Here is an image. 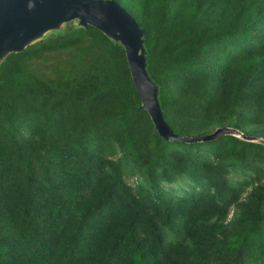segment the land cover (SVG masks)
Instances as JSON below:
<instances>
[{"label":"trees","instance_id":"16d2710c","mask_svg":"<svg viewBox=\"0 0 264 264\" xmlns=\"http://www.w3.org/2000/svg\"><path fill=\"white\" fill-rule=\"evenodd\" d=\"M178 137L264 139V0H114ZM0 264H264V144L162 140L123 47L69 27L0 63Z\"/></svg>","mask_w":264,"mask_h":264},{"label":"water","instance_id":"95a60500","mask_svg":"<svg viewBox=\"0 0 264 264\" xmlns=\"http://www.w3.org/2000/svg\"><path fill=\"white\" fill-rule=\"evenodd\" d=\"M72 21L78 27L92 26L124 49L131 79L158 136L166 142L192 144L231 135L246 142L264 144V139L222 127L204 136L178 137L163 117L158 89L145 69L143 31L135 19L114 0H0V63L9 53H20L49 32H60Z\"/></svg>","mask_w":264,"mask_h":264},{"label":"rangeland","instance_id":"374dc122","mask_svg":"<svg viewBox=\"0 0 264 264\" xmlns=\"http://www.w3.org/2000/svg\"><path fill=\"white\" fill-rule=\"evenodd\" d=\"M77 26V22L76 21H72V22H70V23H68V24H65L62 28H61V31H65L67 28H69V27H76ZM55 32H49V33H47L46 35H45V37H49V36H52V35H55L56 33H58V32H56V30H54ZM60 31V32H61Z\"/></svg>","mask_w":264,"mask_h":264}]
</instances>
